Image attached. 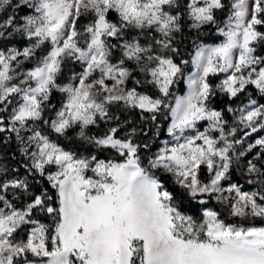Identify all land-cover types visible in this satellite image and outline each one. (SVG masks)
<instances>
[{
  "label": "snow or ice",
  "instance_id": "obj_1",
  "mask_svg": "<svg viewBox=\"0 0 264 264\" xmlns=\"http://www.w3.org/2000/svg\"><path fill=\"white\" fill-rule=\"evenodd\" d=\"M0 13V40L18 35L30 42L22 51L0 50V133L15 135L31 169L55 190V196L42 190L17 209L6 194L28 193V183H0V264H264V226L225 224L207 208L198 223L177 210L180 193L168 190L153 171L170 173L193 200L206 194L233 217L264 222V187L244 192L221 185L233 157L238 161L245 152L237 155L234 145L243 141L229 139L236 128L227 129L222 113L208 106L214 95L208 78L219 73L225 76L217 88L230 99L249 85L264 94V0H0ZM206 26L215 27L223 41L196 44L190 60L177 62L185 28L199 36ZM67 60L84 70L61 84ZM189 64L194 70L188 92L175 95L182 65ZM149 85L154 93L138 90ZM53 91L64 100L56 118L47 120ZM255 104L239 109V124L251 133L264 128V105ZM113 108L139 110L142 119L150 114L154 123L171 117L172 142L165 141L145 165L141 145L132 139L136 130L122 129ZM199 121H208L207 129L187 135ZM101 122L106 130L90 134ZM37 124L65 138L69 129H78L83 145L97 154L77 157ZM256 145L264 152V139ZM106 150L114 158L100 159ZM204 170L207 182L201 179ZM247 173L255 177L249 184L264 186V170L251 160ZM36 212L52 223L40 222Z\"/></svg>",
  "mask_w": 264,
  "mask_h": 264
},
{
  "label": "rangeland",
  "instance_id": "obj_2",
  "mask_svg": "<svg viewBox=\"0 0 264 264\" xmlns=\"http://www.w3.org/2000/svg\"><path fill=\"white\" fill-rule=\"evenodd\" d=\"M9 14H11V13H9ZM3 19H4V15L2 13H0V20H3ZM83 23H87V19L82 18L81 24H83ZM185 29H187L189 31H195V30H191L189 28H185ZM215 37L217 40L213 43H200V44H204L207 46H215V45L221 43L224 39L223 36L219 35L218 30L216 32ZM180 43L181 42H179V46H180ZM29 46H30V42L26 38L20 37L18 35L7 38L5 40H0V50H3L5 52H7V50L9 48H16L17 50L22 51L25 47H29ZM189 54H186V52H185V53H183V55H181V58L189 57V60H190L191 57ZM33 66H34V61L25 62V64H24V67L26 69H30ZM189 68H190V72L186 76V79H185V87H186L185 91L183 93H181L180 90L177 89L176 91H174L175 95L183 96L188 92L187 78L191 75V72L194 70L192 68L191 64H189ZM83 70H84L83 66L80 64V62L73 61V60H67L63 66V74H62L65 76V80H63L64 82L61 84L74 82V81H72V77L73 76L79 77L80 73ZM224 76H225L224 73H219L216 75H210L209 76V78H208L209 82H210V84H211V86L215 92L219 91L217 86L221 83ZM131 86L132 85L129 84V87H131ZM249 87H252L253 89H255L257 91V98L248 99V101L245 104L234 108V112H231L232 118L227 119L226 117L223 116L224 120L227 121L226 128L231 129L234 127L237 130L236 136L235 137H229V139H241L243 141V143L240 145H234V148L236 150L237 155L241 150H243L245 152V155L239 156L238 161H237L236 156L233 157L234 161H236V162L233 163L232 167L229 170V174H228L229 178L225 181H221V185L223 188H227V187H229L230 184H235L241 188V191H244V192L259 191V190H261L262 187H264L260 183L249 184L248 180L249 179H255V177H250L247 173V164H248L249 160L253 161V163H256L258 167H261L262 170H264V152H261V146L260 145H256L257 140L264 139V128H261L257 132L251 133L250 129H246L243 127V125L239 124V117H240L239 109L245 108V106L249 105L251 103V101H253V100L256 101V104L254 105V107H259L261 105H264V94H261L259 92V90L255 88L254 85H249L246 87V89ZM147 88H149L151 90V92H155L154 89H151L150 85L146 86V88L141 87L138 90L145 91L144 89H147ZM53 93L58 94V97H59L58 99L60 102L56 108L54 106V107H50V108L45 110L44 118L47 120H53L56 118V112L61 109L62 103L64 100V94L56 92V91H53ZM240 94H238V96ZM213 97L214 96L210 97V101H209L208 106L213 110L221 112V110L216 108V106L213 102V99H214ZM246 97H248V96H244V98H246ZM51 105L53 106V104H51ZM46 111H48L51 114L50 117L45 116ZM3 115L5 117H7L8 113H4ZM114 115L120 117V123L122 125V129H124L123 127H126L127 121H133L132 116L126 117V116H122L119 114H114ZM169 119L170 120H169L168 126L171 123V117H169ZM110 123H113V125H115L114 121H110ZM37 127L44 134L43 129H42L43 127L41 126V124H37ZM48 127H50V126L48 125ZM141 127H142L141 124H136V127H135L136 132H139L141 130ZM207 127H208V121H199L197 123L196 129L189 130L188 132H186V134L187 135H195L197 131L203 132V131H205V129H207ZM99 130L101 133H103L106 130L103 122H101ZM77 132H78V129H75V128L69 129L68 133H67V137H69V138L75 137V138L79 139L77 136ZM248 133H251V134L248 135ZM27 134L30 135L31 133H27ZM90 134H92L91 131H90ZM120 134H121V137H123L125 135V131L122 130L120 132ZM147 134L148 133L145 132V135H147ZM210 134L218 139V133H210ZM92 135H94V134H92ZM158 136L159 135H157L156 137H158ZM165 141L172 142V138L170 136H168L167 130L165 132L164 139L160 140L157 143L156 150L150 152V148L155 147L154 145L156 144V139L149 140L147 143L149 145V147H148L149 154L145 155V160L147 161L148 157L154 156L156 153H158L160 148H162L164 146ZM52 142H54V141H52ZM5 145H11V147H13L14 150H13V156L4 155L0 151V183L12 181V180H24L28 183V185H29V192L28 193L22 194L21 192L16 191L15 196H13L14 190L9 189L7 194H6L7 197L12 201V203L17 207V209H23L26 206V204L28 202H30L31 196L36 194V191H37L39 185H41L43 183V181H40V180H38V182L36 181L37 183H35V179H36L35 175H37L38 177H40L42 179H45L46 181H47V178H46V176L41 177L38 172H35V170L31 169V161L29 159H26L21 154V152L19 151L20 146H19L18 142L16 141L14 134L0 133V150H2V148L5 147ZM221 145H222V142L220 145H218V147ZM249 145H256V146L253 147L251 149V151H248L247 149H248ZM33 148H34V146H33ZM63 149L66 151L74 153V155H76L77 157H90V154L86 153V152H76V151L67 150L65 148H63ZM231 154L232 153H230V155ZM258 155L261 157L260 160L256 159V157ZM46 171L54 172V171H56V169L54 166H46ZM153 171L155 172L157 170H153ZM165 174L169 175L173 181L174 178L172 177V175L170 173H165ZM87 175L91 176L93 174L91 172H88ZM157 178H158V176H157ZM201 179L204 182H207L208 174H207L206 170H204L202 172ZM180 191H181V194H180L179 198L177 199V203H176L177 210L179 212H181V214H183V215L193 216V218L196 219L198 223L202 222V220H203V209L207 208V209H210L212 211L217 212L218 218L220 220H222L225 224H230L229 221H233V222H235V224H233V225H236V226H244V227L264 226V222H261L258 219L254 220V221L251 219L240 220L237 217L231 216L229 207H227L225 204L219 203L218 201H216L212 197L207 196L206 194L203 197H198L196 200H193L191 197L184 195L183 190L180 189ZM0 194H2V193H0ZM224 195L227 196L230 194L224 193ZM231 195H234V194H231ZM201 198L208 202L207 205L202 206L197 202ZM35 216L42 223H46V224L52 223L50 217H48L45 213L36 212Z\"/></svg>",
  "mask_w": 264,
  "mask_h": 264
},
{
  "label": "trees",
  "instance_id": "obj_3",
  "mask_svg": "<svg viewBox=\"0 0 264 264\" xmlns=\"http://www.w3.org/2000/svg\"><path fill=\"white\" fill-rule=\"evenodd\" d=\"M223 18H224L223 14H218V19L222 20ZM221 26H223V25L221 24ZM216 32H217V29L215 27L206 26L205 29H202L203 34L198 36L195 31H189V30L185 29L184 33H183L182 40L180 41L181 42L180 46H179L181 54L179 56L175 57L176 61L179 62L181 59H185V58L189 60V57L181 58V55H183V53H185V52H186V54L193 52V48L196 44L215 42L217 40L215 37ZM182 68H183V75L180 78L179 82L173 86V89H172L173 92L176 91L177 89H179L181 93H183L185 91V88H186L185 87V79H186V76L190 72V68H189V65H182ZM63 76L64 75H62L59 78L60 83H63L64 82L63 80H65V76L64 77ZM144 90H146V89H144ZM147 90H150V89L147 88ZM213 96H214L213 102H214L216 108L221 110L223 116L226 117L227 119H229V118H232V113L229 112L228 109L229 108L234 109L238 106H241V105L245 104L248 101V99L257 98V91L255 89H253L252 87H249L244 92H242L239 96H237L236 98H231V99L227 95L220 93L219 91H216V92L214 91ZM244 96H248V97L244 98ZM58 98H59L58 94L53 93L52 98H51V104H53V106H55V108L59 105V102H60ZM113 112H114V114H119V115L126 116V117H128V116L133 117V121H127L126 120L127 121L126 127H123L124 130H126L128 133H130L133 128L135 129L136 124L142 125L141 130L139 132H135V135L132 137V139L134 140L135 143L141 145L140 155H141V158L146 165L147 161L145 160V155L149 154V149L148 148L145 149L143 147V145L145 143L147 144L149 140L156 139V144L154 145L155 147L154 148L152 147L153 149L150 148V152L156 150L157 143L160 140L164 139V137H165V132L167 130L170 119L169 118L163 119V117L160 116L158 118L157 122L154 123L151 121L150 118H148L150 116V114H147V113L143 114L145 118L142 119L141 113L139 112V110H123V109L117 110V109L113 108ZM45 116L50 117L51 114L48 111H46ZM157 123L160 125L159 129H157V127H156ZM41 126L43 127L42 129H43L44 134L49 136V138L52 141H54L55 143H57L59 146L65 148L67 150H71V151L86 152V153H89L90 155L97 154V150L95 148L83 145L81 140H79L75 137H72V138L57 137V134L52 132L50 127H48V125L41 124ZM90 131L94 135L102 134L100 132L99 128H97V127H92L90 129ZM145 132H147L148 134L145 135ZM119 135L121 136L120 133H119ZM157 135H159V136L156 137ZM13 150L14 149H13V147H11V145H5V147L2 148V150H0V151L4 155L13 156ZM98 155H99L100 159L114 158V153L111 152L110 150L100 152ZM155 174L158 176V179L161 180V182L165 185V187L168 190L181 194L180 188L173 183V181L169 175H166L162 170L155 171ZM35 178H36L35 183H37L38 180L43 181V183L41 185H39V187L36 191V194H40V192L42 190H47L49 195L55 196V190L50 187L49 183L45 179H42V178L38 177L37 175H35ZM229 223L235 224V222H233V221H229Z\"/></svg>",
  "mask_w": 264,
  "mask_h": 264
}]
</instances>
